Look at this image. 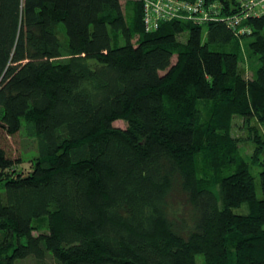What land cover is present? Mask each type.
<instances>
[{"label":"trees","instance_id":"1","mask_svg":"<svg viewBox=\"0 0 264 264\" xmlns=\"http://www.w3.org/2000/svg\"><path fill=\"white\" fill-rule=\"evenodd\" d=\"M212 3L0 0V131L36 149L0 141V264H264V12Z\"/></svg>","mask_w":264,"mask_h":264},{"label":"built area","instance_id":"2","mask_svg":"<svg viewBox=\"0 0 264 264\" xmlns=\"http://www.w3.org/2000/svg\"><path fill=\"white\" fill-rule=\"evenodd\" d=\"M142 2L144 6L143 21L147 30L152 27L157 28L161 20H169L171 18L205 21L222 17L215 9L213 3L208 11L204 6V0H195L193 2L187 0H142ZM239 2L245 11V15L264 12V0H239ZM226 18L227 22L233 27L241 20L239 15Z\"/></svg>","mask_w":264,"mask_h":264},{"label":"rangeland","instance_id":"3","mask_svg":"<svg viewBox=\"0 0 264 264\" xmlns=\"http://www.w3.org/2000/svg\"><path fill=\"white\" fill-rule=\"evenodd\" d=\"M203 36H205L207 26L204 25L203 28ZM186 34L181 35V39L184 40ZM175 60V56L172 59ZM250 60L249 57L245 56L244 61L241 63L243 68L246 71V75L250 77L252 75V67L249 64ZM114 125L124 127L125 122L121 119L116 120L113 122ZM0 141L2 145L5 147L7 153L14 158L15 160H22L17 161V168L19 170L27 171L30 169V158L35 155L36 149L34 147V143L32 140L28 139L27 136L24 135L23 132H17L14 135H6L3 131H0ZM232 135L237 138L240 142V148L244 155L248 156L251 154L253 149V144L250 142V139L248 138V132L247 128L244 127L242 123V119L240 117L234 118L233 128H232ZM23 157V158H22ZM258 167V168H257ZM253 169L254 172H257V170H260L263 168V164H258V166ZM257 192L258 195H260V188L259 184L257 185ZM41 224V222L39 223ZM41 228L45 229V226H41ZM37 230H34V233H36ZM26 263L29 262V260H24Z\"/></svg>","mask_w":264,"mask_h":264}]
</instances>
